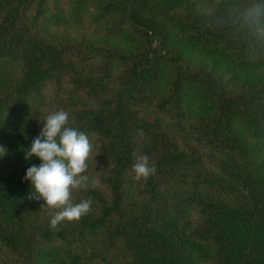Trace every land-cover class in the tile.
<instances>
[{
  "label": "trees",
  "instance_id": "trees-1",
  "mask_svg": "<svg viewBox=\"0 0 264 264\" xmlns=\"http://www.w3.org/2000/svg\"><path fill=\"white\" fill-rule=\"evenodd\" d=\"M58 110L98 183L56 230L23 177ZM0 146V264H264V0H0Z\"/></svg>",
  "mask_w": 264,
  "mask_h": 264
},
{
  "label": "clouds",
  "instance_id": "clouds-1",
  "mask_svg": "<svg viewBox=\"0 0 264 264\" xmlns=\"http://www.w3.org/2000/svg\"><path fill=\"white\" fill-rule=\"evenodd\" d=\"M68 121L69 114L64 110L49 113L41 121L43 126L39 134L25 151L26 159L33 155L40 159L38 165L32 164L26 169L23 177L34 189L29 198L43 200L41 207L59 209L50 218V227L56 230L62 222L78 221L90 211L91 200L72 203V190L89 183L95 187L98 183L84 175L91 151L89 138L84 132L68 126ZM5 152L6 149L0 146V156ZM132 170L136 180H147L156 172L147 155H138Z\"/></svg>",
  "mask_w": 264,
  "mask_h": 264
},
{
  "label": "rangeland",
  "instance_id": "rangeland-1",
  "mask_svg": "<svg viewBox=\"0 0 264 264\" xmlns=\"http://www.w3.org/2000/svg\"><path fill=\"white\" fill-rule=\"evenodd\" d=\"M49 32L55 38H64L65 36L74 38L80 35V36L92 38L93 41L96 43L100 41V38H102L103 35L102 31L98 29L96 30L95 28L90 27L89 25H84L82 27H75L70 25H64L60 27L52 26L50 27ZM119 43H121L119 39H115V40L112 39L110 40L109 47H112L113 45H117ZM188 214H189L188 216H185L183 223L184 226L189 229L196 224L197 219L195 215L190 213ZM194 255L198 260L199 264H215V261L209 255L200 256L196 252H194Z\"/></svg>",
  "mask_w": 264,
  "mask_h": 264
}]
</instances>
